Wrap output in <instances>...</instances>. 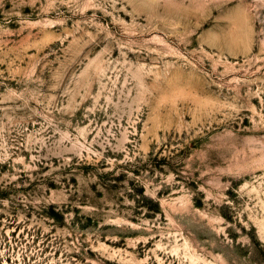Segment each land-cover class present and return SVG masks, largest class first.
Returning a JSON list of instances; mask_svg holds the SVG:
<instances>
[{"label":"rangeland","instance_id":"rangeland-1","mask_svg":"<svg viewBox=\"0 0 264 264\" xmlns=\"http://www.w3.org/2000/svg\"><path fill=\"white\" fill-rule=\"evenodd\" d=\"M0 264H264V0H0Z\"/></svg>","mask_w":264,"mask_h":264}]
</instances>
